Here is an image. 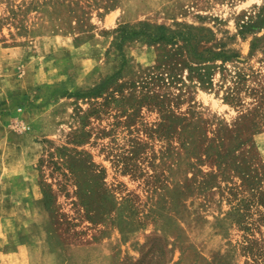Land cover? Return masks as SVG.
I'll use <instances>...</instances> for the list:
<instances>
[{
    "label": "rangeland",
    "instance_id": "1",
    "mask_svg": "<svg viewBox=\"0 0 264 264\" xmlns=\"http://www.w3.org/2000/svg\"><path fill=\"white\" fill-rule=\"evenodd\" d=\"M141 23L239 57L172 81L163 44L117 48ZM263 24L264 0H0V264H264Z\"/></svg>",
    "mask_w": 264,
    "mask_h": 264
},
{
    "label": "trees",
    "instance_id": "2",
    "mask_svg": "<svg viewBox=\"0 0 264 264\" xmlns=\"http://www.w3.org/2000/svg\"><path fill=\"white\" fill-rule=\"evenodd\" d=\"M117 30L118 49H121V42L133 38L145 39L148 43L163 44L162 52L158 56V66H166L167 78L172 81L180 80L178 71L186 69L189 80L195 79L199 86L207 88L212 84L215 71L224 62L239 57L236 50L212 49L207 46L206 43L214 40V34L210 28L202 26L186 25L181 28H170L164 24H157L151 28L149 24L141 23L139 27L123 24ZM217 61L221 63L217 64ZM234 73L238 80L242 78L240 73L236 71ZM110 77L86 93L98 92ZM230 97L233 98V95L230 94Z\"/></svg>",
    "mask_w": 264,
    "mask_h": 264
}]
</instances>
